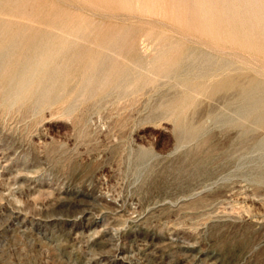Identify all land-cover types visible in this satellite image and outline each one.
Wrapping results in <instances>:
<instances>
[{
    "label": "rangeland",
    "instance_id": "obj_1",
    "mask_svg": "<svg viewBox=\"0 0 264 264\" xmlns=\"http://www.w3.org/2000/svg\"><path fill=\"white\" fill-rule=\"evenodd\" d=\"M142 1L0 0V264H264V0Z\"/></svg>",
    "mask_w": 264,
    "mask_h": 264
},
{
    "label": "bare ground",
    "instance_id": "obj_2",
    "mask_svg": "<svg viewBox=\"0 0 264 264\" xmlns=\"http://www.w3.org/2000/svg\"><path fill=\"white\" fill-rule=\"evenodd\" d=\"M131 1L132 0H130V2ZM133 1L135 3H136V1L138 2V0H136V1L133 0ZM140 1H142V0H140ZM146 1L147 0H144L145 4L139 3L140 4L139 5L140 7L137 6L138 9L141 8V10H143L142 4L145 7H146V3L148 5V1L149 0L147 2ZM153 1H155V0H153ZM158 1H161V0H158ZM203 1H205V0H203ZM135 3H133L134 4V7H136V4H137V3L136 4ZM153 3H154V6H155L156 3L155 2H152V4ZM194 4H195V2H194ZM150 5H151V3H150ZM163 5H164V1H163L162 6ZM175 5H176V2H175ZM130 6L132 7L131 4H130ZM157 7H160V5L158 4ZM162 8H164V7H162ZM146 10L147 11L149 10V11L146 12L145 9H144V12L143 13L145 14V12H146L147 14H149V12H150L151 9L146 8ZM155 10L156 9L154 8L153 12H156L157 11V13H158V11H159V13H160V10H156V11ZM161 12L164 13V11H161ZM138 13H139V11H138ZM151 13H152V10L150 12V15L151 16H153V15L156 16L157 15L156 13H153V14H151ZM167 14H165V15H167ZM167 17H168V15H167ZM53 30L55 31L54 28H53ZM58 31H60V30H58ZM69 37H71V36H69ZM153 41H155V40H153ZM156 42H154V43H156ZM155 45H154V47H156V48H154L152 44L150 46H152L154 49H157L158 44L156 46ZM160 46H159V49H160ZM139 47H141V46H139ZM153 48H151V49H153ZM148 52H147V56L150 55V52L153 53L151 50H150L149 54H148ZM157 52H158V49H157ZM159 52L161 53L162 52V49ZM222 52H224V51H222ZM224 54H225V52H224ZM151 57L153 59L155 57V55L153 54V56L151 55ZM186 57H187L188 62H189L185 66L186 73H194V71H196V72H198L199 75H211L213 73H218V72H222V71H227V70L233 69L232 63L230 61H218V59L216 57L212 56L209 53H199V54H195V52H189L186 55ZM162 72H163L162 73L163 75H169V71L167 69L163 70ZM245 77H246V74H245ZM216 88H219V89H235L236 90L235 98H234V101H233V106H234V117H235V119H237V121L239 120L241 122L242 121L243 122H248L249 123V127H252L253 129H256L258 131L264 127V79H259V78H256V77H250V78H247V80L245 82H239V81H236V80H233V79H230V78H225V79L219 81V83L217 84ZM223 121L224 122H232V119L231 118H224ZM180 127L182 128L183 135L185 136V138L187 140H192L199 133V128L194 127L192 125H184V124H181ZM257 146H258V150L262 151V153L264 155V138L258 143Z\"/></svg>",
    "mask_w": 264,
    "mask_h": 264
}]
</instances>
